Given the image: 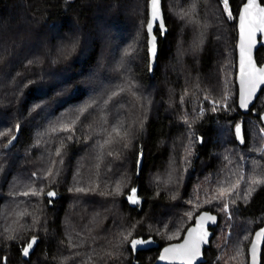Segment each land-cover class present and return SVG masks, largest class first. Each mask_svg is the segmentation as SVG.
<instances>
[{"label": "trees", "instance_id": "obj_1", "mask_svg": "<svg viewBox=\"0 0 264 264\" xmlns=\"http://www.w3.org/2000/svg\"><path fill=\"white\" fill-rule=\"evenodd\" d=\"M149 2L0 0L3 264H133L131 241L141 238L156 246L136 260L155 264L202 211L220 217L205 264H249L264 226V183H248L264 181V90L243 114L237 20L246 0H228L231 17L222 0H164L154 75ZM257 59L264 62V47ZM60 82L68 91L56 96L51 86ZM241 121L245 145L235 135ZM133 188L141 206L128 200ZM33 237L40 242L26 260Z\"/></svg>", "mask_w": 264, "mask_h": 264}, {"label": "water", "instance_id": "obj_2", "mask_svg": "<svg viewBox=\"0 0 264 264\" xmlns=\"http://www.w3.org/2000/svg\"><path fill=\"white\" fill-rule=\"evenodd\" d=\"M245 3H247V0ZM257 3L261 7H264V4L261 2V0H257ZM243 5L240 9V12L238 14V20H237V24H238L237 85H238V90H239L238 106H239V108L243 114H250L251 109L256 104L261 92L264 90V83H257L255 86V89L251 92V95L250 96L248 95L249 86L246 82V76H244L241 72V67H242V65H241V44L243 43V40L241 37V19L240 18L243 14ZM149 22H152L153 26H152L151 32L148 30V27H147L148 53H149V61H150V72H151V75H154L155 70L158 67V56H159L158 38H157V35L155 32H156L158 27L161 29V31L163 33L167 32V24H166V17H165V11H164V0H160V3L158 5V19L156 21H152V5H151V0H150L148 23ZM161 23H162V27H161ZM153 37H155V39H153ZM254 39L256 41V45L252 49V63L254 65L255 69H257V70L264 69V62L262 64H260L258 62V59H257V54H258L259 49L261 47H264V46H261V41H264V34L257 32L254 36ZM153 45H155V49H156V54H155L154 58L151 54V49H152ZM244 67H245V70L247 71V65H245ZM256 74L258 75L259 73L257 72ZM242 80H244L245 83H242ZM242 98L247 99L246 106H241ZM262 121L264 123V113L262 114ZM237 126H239V129H240L239 132H237ZM237 126L235 127L236 138H237L240 145H245L246 139H245L244 122L241 121ZM20 132H21L20 127H18L17 133L15 135V140H17L19 138ZM200 142H201V144H203L204 139L200 138ZM143 165H144V157H143V155H141L139 157L138 167H137V176L138 177L141 174V171L143 169ZM50 191H53L56 193L55 190H50ZM131 195H132V192H131L130 196ZM56 197H57V194L54 197H48L51 200V203H50L51 206L54 205L53 201L56 199ZM133 198L139 199L140 203L139 204H133L131 202L130 203L132 205L141 206L142 198L139 196L138 188H136V193H135V196ZM204 214H207V216L215 218L214 221L207 219V218L201 220L200 218L202 216H204ZM219 223H220V217L218 214L213 213L211 211H202L200 214H198L196 216L194 223L188 227V229L186 230L182 240L167 244L161 248L160 254H159L155 264H187V260L185 258H182L179 255H175L173 253H165L164 250L167 248H172L173 246H179V245L185 244L186 241L191 242L193 239H195L199 236L201 230L206 231L208 233V237H207L208 243L201 245V255L199 257L195 258L192 261V264H205L207 262L205 252L207 249H209L211 247V241L215 235V229L219 226ZM201 225H202V229L200 227ZM192 229H196V232L189 235V233ZM262 229H264V226H262L261 228H259L255 232L253 239H252V242L249 246V264H253V258H252V253H251V249H252L253 244H255V246H256L255 264H262V256H263V249H264V235H261L259 238L257 237V233H260ZM148 240L152 241V243L146 244L143 246H140V245L137 246V249L134 251L135 254H134L133 264H142L141 262L136 260L137 253L140 249L149 250V249L153 248L154 246H156V243L153 239H148ZM39 242H40V240H39V238H37V243L33 246V249L30 250L29 256H27V257L23 256L24 259L30 260L32 254L35 252ZM162 255L167 256L168 258L162 260V259H160V257Z\"/></svg>", "mask_w": 264, "mask_h": 264}, {"label": "snow or ice", "instance_id": "obj_3", "mask_svg": "<svg viewBox=\"0 0 264 264\" xmlns=\"http://www.w3.org/2000/svg\"><path fill=\"white\" fill-rule=\"evenodd\" d=\"M223 4L227 8L228 5V0H222ZM160 3V0H151V5H152V21H156L158 19V5ZM229 17H231V12L228 13ZM241 37L243 40V43L241 44V72L244 76H246V82L249 86V92L248 95H251V92L255 89V86L257 83H264V69H255L253 63H252V49L256 45V41L254 39V36L257 32L264 34V7H261L258 5L257 0H247V3L243 5V14L241 16ZM152 22L148 23V30L151 32L152 29ZM162 27V23H161ZM155 39V37H153ZM75 43H78V37L76 38V41L73 42V47L75 46ZM261 46H264V41H261ZM151 54L153 58L155 57L156 54V49L155 45H153L151 49ZM245 65H247V71L245 70ZM259 73L258 75L256 73ZM242 83H245L244 80H242ZM67 82H60V83H55L51 87L55 91L56 96L63 95L65 92L68 91L67 88ZM120 91H125V89L121 88ZM118 92L113 91L112 95H118ZM247 104V99L242 98V104L241 106H246ZM40 107L39 104L35 105L34 108ZM87 108L81 109L80 111H86ZM123 128L122 124L116 125L113 129L112 132L109 133L108 139L105 140V144L112 143V134L115 133L117 136L120 134V130ZM64 130L70 131L71 129L68 128L67 125L64 126ZM239 126H237V132H239ZM124 135H128V131H124ZM71 138V137H69ZM123 139V137H120ZM13 139H15L13 137ZM103 147V145H101ZM57 155H59V150H57ZM48 175H52L51 170H49ZM250 185H255L258 186L261 183H264V181L257 180L255 178L250 179L248 182ZM238 184V182H237ZM43 190L41 189L40 191H33L31 195L33 196H39L40 192ZM77 192H84L85 190L83 188H77ZM254 191L253 188L249 187L245 191V198H247L250 193ZM132 195L128 197V200L133 203V204H139L140 201L139 199H134L133 197L135 196L136 189L133 188L131 190ZM23 195H29V193L26 191L23 193ZM56 195L55 192L49 191L47 193L48 197H54ZM225 195V192L221 190L220 192V197L223 198ZM51 202V201H50ZM234 202V200H233ZM224 210L227 211L228 205L225 203L223 205ZM190 215V213H189ZM210 219L213 220L215 218L207 216V214H204L200 219ZM202 229V225L200 226ZM196 232V229H192L189 233L191 235L192 233ZM261 235H264V229L261 230L260 233H257V237L259 238ZM208 233L206 231L201 230L199 236L195 239H193L191 242L186 241L185 244L179 245V246H173L172 248H167L165 249V253H173L175 255H179L182 258H185L187 260V264H192V261L199 257L201 255V245L208 243L207 240ZM127 239V237H125ZM37 243V238L33 237L26 246L22 248V255L27 257L29 256L30 250L33 249V246ZM152 241L146 240V239H134L131 241V249L136 250L137 246H143L146 244H150ZM252 258H253V264H255V253H256V246L253 244L252 249ZM167 256H161L160 259H167ZM6 260V257H0V264H3V261Z\"/></svg>", "mask_w": 264, "mask_h": 264}, {"label": "rangeland", "instance_id": "obj_4", "mask_svg": "<svg viewBox=\"0 0 264 264\" xmlns=\"http://www.w3.org/2000/svg\"><path fill=\"white\" fill-rule=\"evenodd\" d=\"M227 11H228V13L230 12V7H229V5H227ZM116 33H118V35L120 34V32L119 31H115ZM101 36H103V32L101 31ZM261 132H262V134H263V136H264V128H261ZM262 148L264 149V144H263V146H262ZM227 213H228V216H229V218H231V214H230V212H229V210L227 211Z\"/></svg>", "mask_w": 264, "mask_h": 264}]
</instances>
